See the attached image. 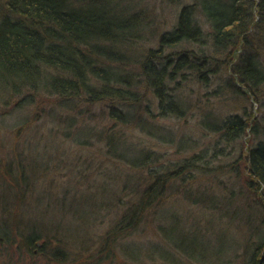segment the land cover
<instances>
[{
	"label": "rangeland",
	"instance_id": "374dc122",
	"mask_svg": "<svg viewBox=\"0 0 264 264\" xmlns=\"http://www.w3.org/2000/svg\"><path fill=\"white\" fill-rule=\"evenodd\" d=\"M122 1L132 2L133 11L146 10L150 22L144 30L145 45L156 48L160 36L172 30L181 9L199 0ZM196 19L207 37L204 43L208 45L184 47L195 51L196 55L204 51L200 48L209 51L210 61L199 71L209 72L205 78L199 77L194 70L184 73L186 83L182 90L190 98L184 92L181 96L189 108L187 117L170 115L152 122L175 133L177 140L184 136L186 146L162 145L136 124L118 123L109 116L107 103L86 107L85 118L88 114L90 118L78 123L65 121L75 112L57 106L28 102L17 106L16 101L9 106L0 105V227L9 225L8 236H3L4 231L0 229V264L17 261L35 264V259L36 264H58L48 255L60 248L56 240L66 230H70L76 244L88 240L82 249L62 245L64 264H94L88 255L107 235L110 243L116 238L109 246L113 259L106 261L103 253L102 264H164L166 254L173 255L176 264L264 263V206L249 188L250 177L244 162L246 134L230 143L227 137L223 138L222 131L213 132L203 124L204 119L223 122L229 115L240 116L245 121L252 119V124L256 125L249 144L254 147L257 143L264 144V82L253 87L254 100L250 101L247 92L226 69L231 47L214 52L210 47L213 45L210 25L199 7ZM200 79H207V82ZM112 130L115 138L127 141V145L134 143L145 150H155L161 157L158 156L159 163L164 166L168 162L193 159L195 154L204 155L203 159L193 161L197 167L185 171L186 185L178 179L167 190L164 200L155 204L157 208L152 209L144 224L145 230L139 228L126 238L117 235L123 227L117 224L119 214H124L123 208H127L129 200L123 185L129 176L134 181L145 178V171L137 167L132 169L125 163L122 166L127 168L123 171L114 166V160L106 155L107 144L101 135L102 132L109 135ZM122 132L127 135L125 139L120 136ZM176 151H181L180 155ZM201 167L208 169L205 172ZM20 222L22 226L23 223L38 225L41 231L47 228L50 234L57 235L44 247L46 256L38 248L34 249L35 259L23 254L26 251L21 248V231L11 226ZM175 224L186 231L197 230V242L206 253L187 258L172 249L159 230ZM5 237L9 241H3ZM135 243L141 247L140 256L133 253ZM84 247L87 249L83 250ZM102 248L105 247L99 249Z\"/></svg>",
	"mask_w": 264,
	"mask_h": 264
},
{
	"label": "trees",
	"instance_id": "16d2710c",
	"mask_svg": "<svg viewBox=\"0 0 264 264\" xmlns=\"http://www.w3.org/2000/svg\"><path fill=\"white\" fill-rule=\"evenodd\" d=\"M130 5L132 2L122 0H0V105L9 106L16 101L17 106L25 102L57 106L75 112L65 121L78 123L84 121L83 118H90L89 114L85 118L86 107L107 103L109 116L118 123L136 124L162 145L186 146L184 136L177 140L175 133L152 122L170 115L187 117L189 108L181 96L185 93L182 90L186 83L184 73L194 70L199 77L205 78L209 72H199L210 61L209 51L200 48L204 51L196 55L195 51L184 47L207 44L204 43L207 37L196 19L198 7L210 25L209 36L213 43L210 47L214 52L231 47L226 69L244 88L250 101L254 100L253 87L264 82V0H199L195 5L184 6L172 30L160 36L156 48L145 45L144 30L150 22L146 10L135 7L133 11ZM200 80L207 82V79ZM203 122L206 129L222 131L223 138L227 137L230 143L246 134L244 162L250 177L249 188L264 206V144L257 143L256 147L249 144L256 123L253 125L252 119L245 121L237 115H229L219 123L207 119ZM112 131L109 135L103 132L101 135L107 144L106 155L114 160V166L123 171L127 168L122 166L125 163L132 169L137 167L145 171V178L134 181L129 176L123 185L129 200L127 208H123L124 214H119L117 224L123 227L117 235L126 238L139 228L145 230L144 224L154 211L152 209L157 208L155 204L164 200L167 190L178 179L186 185L185 171L197 167L193 161L203 159L204 155L195 154L193 159L168 162L164 166L159 163L160 154L155 150L148 151L134 143L127 145V141L116 139ZM120 136L125 139L127 135L122 132ZM201 168L203 171L208 169ZM116 210L118 214L119 206ZM23 225L21 222L11 224L21 231V248L26 251L23 254L35 259L34 249L38 248L46 256L44 247L57 235L50 234L51 230L47 228L46 231L39 230L38 225ZM0 229L4 231L3 236L9 235L8 224ZM184 229L175 224L159 231L172 249L187 258L206 253L197 242V230ZM70 233L66 230L57 238L59 247L82 249L88 239L76 244ZM108 237L105 236L101 245L99 243L88 255L94 264H102L103 253L105 260L112 262L113 252L109 246L116 238L110 243ZM41 239H44L43 243ZM101 247L105 248L99 249ZM60 248L48 256L58 264H64L65 253ZM132 249L140 256L138 244L135 243ZM175 261L171 254L163 256L164 264H176Z\"/></svg>",
	"mask_w": 264,
	"mask_h": 264
}]
</instances>
